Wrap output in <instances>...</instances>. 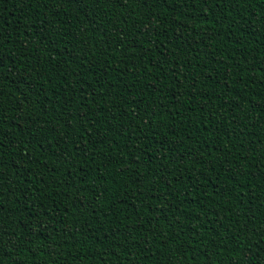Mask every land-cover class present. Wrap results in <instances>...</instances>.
I'll return each instance as SVG.
<instances>
[{"label": "trees", "instance_id": "16d2710c", "mask_svg": "<svg viewBox=\"0 0 264 264\" xmlns=\"http://www.w3.org/2000/svg\"><path fill=\"white\" fill-rule=\"evenodd\" d=\"M0 264H264V0H0Z\"/></svg>", "mask_w": 264, "mask_h": 264}]
</instances>
